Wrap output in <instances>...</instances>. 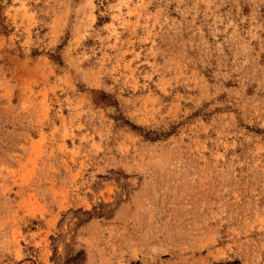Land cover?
<instances>
[{
    "label": "rangeland",
    "instance_id": "374dc122",
    "mask_svg": "<svg viewBox=\"0 0 264 264\" xmlns=\"http://www.w3.org/2000/svg\"><path fill=\"white\" fill-rule=\"evenodd\" d=\"M0 264H264V0H0Z\"/></svg>",
    "mask_w": 264,
    "mask_h": 264
}]
</instances>
